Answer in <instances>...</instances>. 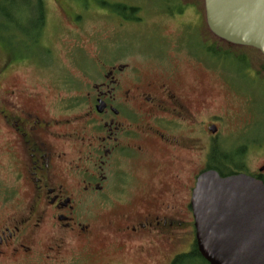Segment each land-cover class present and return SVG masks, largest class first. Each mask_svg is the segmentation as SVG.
Returning <instances> with one entry per match:
<instances>
[{
    "label": "flooded vegetation",
    "instance_id": "flooded-vegetation-1",
    "mask_svg": "<svg viewBox=\"0 0 264 264\" xmlns=\"http://www.w3.org/2000/svg\"><path fill=\"white\" fill-rule=\"evenodd\" d=\"M89 3L33 0L24 48L0 40V264H86L102 250L139 264H207L195 242L196 180L228 159L225 176L245 174L264 186V161H246L264 149V136L225 149L223 117L208 113L215 104L206 96L234 76L227 57L263 78L264 61L239 62V51L209 32L203 0H165L162 15L151 13L177 22L172 38L159 33L165 50L128 52L113 43L116 31L84 55L87 67L69 56L75 76L58 74L44 37L50 22L74 40L85 14L117 24L110 9L119 5ZM52 5L56 24L48 22ZM136 7L131 23L142 37L149 17L144 3ZM186 8L193 22H184ZM18 67L48 81L16 83L10 75Z\"/></svg>",
    "mask_w": 264,
    "mask_h": 264
},
{
    "label": "rangeland",
    "instance_id": "rangeland-1",
    "mask_svg": "<svg viewBox=\"0 0 264 264\" xmlns=\"http://www.w3.org/2000/svg\"><path fill=\"white\" fill-rule=\"evenodd\" d=\"M101 1L111 4L113 7L119 5V7L110 9L112 20L117 22L119 26H117L116 23H110V21L98 20L96 19L97 15H88L80 11L81 14H85L83 19L85 17L86 20L83 21V24H80L81 28L83 26V30L79 32V39L76 40L70 37L67 30H60L56 24L58 23L59 14L54 5L48 9V22L54 21L58 30L55 31L54 25L50 22L47 25L44 37L48 39L46 45L51 48L56 64L59 66L57 70L58 74L66 75L67 72L69 75L75 76L77 69L73 66L69 56L72 57L73 53L76 59L81 60L82 66L87 67V62L82 59L84 55H90L95 49L96 42L101 40L105 35H112V33L116 31L117 32L112 35L114 38L112 40L113 43H122V47L128 49V52H136L137 47L143 49L145 52L165 50L168 45L159 37V33L161 32L163 37L170 39L176 32L177 22L169 20V17L164 18L151 14L153 11H157L162 15L164 13L165 0H90L89 4L97 8L102 6L100 3ZM13 2L14 4L11 6H6L7 8L4 15L8 18L4 19L0 16V40L6 46L10 44L19 49L24 48V45L29 41L23 29H26L30 23L32 9L22 4V0H13ZM141 3H144L145 13L149 17L145 19L147 25L144 28V36L142 37H140V33H138V31H140V25L132 24V21L127 17L129 14H133L135 17L138 16V10L132 12L128 7L137 8L136 6ZM187 9L188 8H186L184 12V22L190 23L194 21V17ZM117 10L124 11L123 14L125 15L122 17ZM201 12L204 20V12L202 9ZM17 23L20 25L21 29L16 26ZM203 28L207 38L212 39L213 37L206 29L204 22ZM150 32L151 34L148 35ZM38 35L37 40L40 39V34ZM100 36L102 37L99 38ZM88 37H90L91 40L88 39ZM216 42L220 43L217 40ZM75 45H79L82 52L78 49L72 50L71 47ZM6 46L3 45V49L8 51ZM222 47L227 48L226 46ZM233 48L235 47H228L234 54L237 53V51L246 54L247 58L254 62L256 68L264 61L258 52L250 49L238 50L237 48ZM51 58L52 55H50L49 59ZM46 61L47 60L43 61V63H46ZM226 62L230 65V71H234V76L229 74V81L227 83L223 81L219 83L221 89L209 93L208 97L206 96V100L208 104H215L208 113H217L223 117V121L219 124L221 139L223 140L222 144L225 149H231L237 142H247L251 138H259L260 135L264 134V78L262 75H259V73L257 77L253 76L250 71L246 72L245 66L231 57H227ZM60 67L64 70L60 69ZM10 76L14 78L16 83L36 80L43 82L45 85V81H48L46 77H39L36 72L31 75V72L27 68L18 67L13 70V75ZM42 86L39 89H42ZM246 161L251 167L260 164L264 161V149L251 150ZM107 253V250H102L101 253L93 255L86 264H139L133 262L132 260H134V258L126 254L113 253L110 256ZM188 264L203 263L196 260Z\"/></svg>",
    "mask_w": 264,
    "mask_h": 264
},
{
    "label": "water",
    "instance_id": "water-1",
    "mask_svg": "<svg viewBox=\"0 0 264 264\" xmlns=\"http://www.w3.org/2000/svg\"><path fill=\"white\" fill-rule=\"evenodd\" d=\"M209 31L264 57V0H203ZM214 133L215 130L211 129ZM191 207L196 246L208 264H264V186L244 174L200 175Z\"/></svg>",
    "mask_w": 264,
    "mask_h": 264
},
{
    "label": "trees",
    "instance_id": "trees-1",
    "mask_svg": "<svg viewBox=\"0 0 264 264\" xmlns=\"http://www.w3.org/2000/svg\"><path fill=\"white\" fill-rule=\"evenodd\" d=\"M22 4H25L26 5V7L27 8H31L32 9V11H33V1L32 0H22ZM1 3H2V5H1ZM12 4H14V2H13V0H0V16L2 17V18H4V19H7L8 17L6 16V15H4V13H5V11H6V6H11ZM131 9V11L133 12L134 10H137V9H135V8H130ZM34 17L36 18L37 17V15H34ZM129 19H130V21H134V19H135V16L133 15V14H129L128 16H127ZM16 26L17 27H19L20 28V25H18V23L16 24ZM28 27V26H27ZM26 27V28H27ZM32 27V26H31ZM21 29V28H20ZM23 29V28H22ZM40 29L38 28V31H39ZM23 31H24V33H26V30L25 29H23ZM38 31H36L35 30V33H38ZM39 33H40V31H39ZM37 35V34H36ZM238 52V51H237ZM241 51H239L237 54H240L238 57L237 56H235V58H237L238 59V61L239 62H243V60H246L247 59V56L245 55V54H243L242 52L240 53ZM224 53H225V51H224ZM223 53V54H224ZM228 165H232L231 163H230V161L228 160V159H226V160H224V162H223V164L220 166V168L219 169H216L217 171H218V173L221 175V176H225L224 174L226 173V172H228V170L225 168V167H227ZM179 264H187V261L184 263V262H182V263H179Z\"/></svg>",
    "mask_w": 264,
    "mask_h": 264
}]
</instances>
